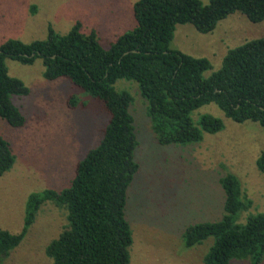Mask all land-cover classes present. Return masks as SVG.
<instances>
[{
    "label": "trees",
    "instance_id": "16d2710c",
    "mask_svg": "<svg viewBox=\"0 0 264 264\" xmlns=\"http://www.w3.org/2000/svg\"><path fill=\"white\" fill-rule=\"evenodd\" d=\"M35 8L31 6L32 12ZM234 12L254 23L264 21V0H136V26L119 35L109 48L99 43L94 30L82 32L78 21L64 34L49 27L44 39L8 38L0 44V117L10 126L25 123L10 97L27 95L29 88L9 74L6 58L23 64L40 58L46 79L67 78L108 115L99 143L76 162L70 184L61 190L31 192L20 231L0 229V260L23 239L42 202L52 200L66 211L60 234L45 247L52 264H129L132 231L125 206L127 189L139 168L134 158L138 142L129 111L132 96L113 86L119 78L137 82L159 144L197 142L203 132L220 131L221 118L202 113L195 122L192 117L194 110L208 103L235 122L251 120L264 129V36L229 48L221 67L208 76L204 75L211 67L208 58L170 47L176 24L189 23L208 33ZM67 102L77 105L73 95ZM14 160L8 141L0 135V175ZM255 163L264 173V149ZM219 183L224 193L222 216L186 226L184 244L193 246L213 237L202 264H230L233 259L261 264L264 212L237 222L239 212L248 209L252 199L243 195L240 179L231 172L221 176Z\"/></svg>",
    "mask_w": 264,
    "mask_h": 264
},
{
    "label": "rangeland",
    "instance_id": "374dc122",
    "mask_svg": "<svg viewBox=\"0 0 264 264\" xmlns=\"http://www.w3.org/2000/svg\"><path fill=\"white\" fill-rule=\"evenodd\" d=\"M135 1L0 0V44L8 38L24 42L44 39L49 27L64 34L78 21L82 32L94 30L99 43L109 48L119 35L136 26ZM262 36L264 21L254 23L234 12L208 33L189 23L176 24L170 47L208 58L211 67L204 71L208 76L221 67L229 48ZM5 63L9 74L29 88L27 95L10 97L25 123L12 127L0 117V135L15 156L13 165L0 175V229L16 233L23 225L27 196L33 191L67 187L76 162L99 143L108 115L90 94L67 78L46 79L40 58L31 64L6 58ZM113 86L132 96L129 111L138 142L134 158L139 168L127 189L125 206L132 231L129 264H202L213 237L186 246L183 232L190 224L222 216L221 176L229 172L237 175L243 195L252 199V205L239 212L237 222L264 212V173L255 163L264 149V129L251 120L235 122L208 103L194 110L192 117L195 122L202 113L221 118L224 126L220 131L203 132L197 142L162 145L151 130L148 103L137 82L119 78ZM71 95L77 100L75 107L67 102ZM65 223V209L52 200L43 201L25 236L1 258V264H52L45 247ZM230 264L250 261L233 259Z\"/></svg>",
    "mask_w": 264,
    "mask_h": 264
}]
</instances>
